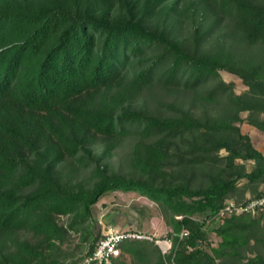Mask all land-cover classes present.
Segmentation results:
<instances>
[{"label":"trees","instance_id":"obj_1","mask_svg":"<svg viewBox=\"0 0 264 264\" xmlns=\"http://www.w3.org/2000/svg\"><path fill=\"white\" fill-rule=\"evenodd\" d=\"M263 115L264 0H0V264L84 261L113 190L149 198L171 236L167 253L125 240L114 264H264V210L216 219L263 193L241 128Z\"/></svg>","mask_w":264,"mask_h":264},{"label":"rangeland","instance_id":"obj_2","mask_svg":"<svg viewBox=\"0 0 264 264\" xmlns=\"http://www.w3.org/2000/svg\"><path fill=\"white\" fill-rule=\"evenodd\" d=\"M221 74L227 82L233 81L235 83V91L237 93H242L248 88L237 75L227 71H222ZM184 107H190V103L186 101L184 103ZM216 108L217 107H212L211 105H200L194 108V111L196 113H203L205 110L216 112ZM247 115V111L242 112V116L246 117ZM241 128L244 133L250 135L253 144L264 153V130L259 129L248 122L241 123ZM121 150L120 152L116 150L115 153L110 158H107L106 161L117 165L119 156L125 158V156H123L124 152ZM222 153H225V151H222ZM252 165L253 161H249L248 168H252ZM84 175H86V172H82L79 177ZM259 189L263 190L264 184H261ZM247 196L250 195L248 194ZM139 208H143V211L140 212ZM93 217V228H95L96 231L100 230L102 235L105 234L109 226H112L120 231L133 229L152 237V241H154V243L157 244L161 250L167 246L165 243L171 238L168 234L169 226L163 219L157 205L149 198L135 191H108L102 195L99 201L95 204L93 208ZM59 221L63 224H67L69 222V218L61 216L59 217ZM211 239L215 245H217L220 241V238L214 232L211 233ZM158 241L162 243L159 244ZM81 245H83V247L86 245L82 242L81 234L76 231H72L68 248L73 251H79L81 249ZM84 249L86 250L87 248L85 247ZM121 261L122 263L118 264H129L130 258L127 256ZM77 264L86 263L83 260H79Z\"/></svg>","mask_w":264,"mask_h":264},{"label":"built area","instance_id":"obj_3","mask_svg":"<svg viewBox=\"0 0 264 264\" xmlns=\"http://www.w3.org/2000/svg\"><path fill=\"white\" fill-rule=\"evenodd\" d=\"M264 210V189L263 193L255 198H252L246 202L236 203L233 201L228 202L219 211L216 216L217 220H221L223 217L231 216L232 214L250 213L256 214L257 212ZM185 232H182V235ZM128 239H151L152 237L128 229L120 231L112 226H109L105 234L99 239L94 251L85 257L84 262L86 264H114V258H117L121 254V244ZM159 244L162 242L158 241ZM167 246L162 249L163 253H167L171 248V240L165 243Z\"/></svg>","mask_w":264,"mask_h":264}]
</instances>
